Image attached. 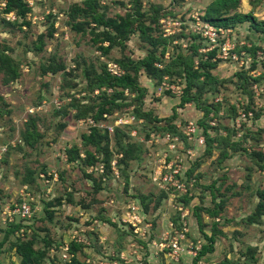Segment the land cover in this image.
Returning a JSON list of instances; mask_svg holds the SVG:
<instances>
[{"label":"rangeland","instance_id":"374dc122","mask_svg":"<svg viewBox=\"0 0 264 264\" xmlns=\"http://www.w3.org/2000/svg\"><path fill=\"white\" fill-rule=\"evenodd\" d=\"M23 1L30 9L24 17H19L14 11L4 13L6 1L0 0V46L12 57L18 72L17 78L10 80L4 68L0 69V264H21L22 257L13 247L28 239L42 254L33 264H68L67 245L71 253V249H75V257L83 264H192L193 256L189 253L181 255L178 261L165 256L166 250L163 255L160 252L155 255L158 250L153 242L163 237L166 243L164 237L179 236L187 246L196 243L199 248L202 243H208L203 231L199 230L203 224L196 222L192 210L199 203L198 198L203 199V206L212 205L211 195L203 192V186L211 184L221 185L220 192L227 202L222 222H217L224 228L223 234L215 239L213 249L199 264L225 261L264 264V223L246 222V216L261 199L258 191H264V168L258 166L257 157H252L254 151L260 149L264 156V65L258 63L256 67L254 64L259 71L251 74L245 70V78L243 75L239 79L237 73L241 67L238 63L210 58L208 44L194 35L196 23L201 21L212 0ZM250 1L254 0H240L238 12L263 20L264 0L257 2L255 8ZM76 5L81 10L71 19L69 13ZM127 15H131L133 26L148 27L147 32L141 34L137 27L126 40H121L122 43L118 39V44L104 51L102 47L109 42L102 41V33L105 30L113 33V30L97 24L93 18ZM74 23L77 25H72ZM228 27L232 40L251 47L253 56L263 49L264 29L255 30L248 20ZM148 34L165 39L159 47H166L163 59L171 65L172 74L163 76L159 83L144 72L138 74L140 85L146 89V109H153L159 117L171 115L189 81H198L190 93L201 96L196 104L188 102L177 107L182 126L186 120L199 119L207 102L215 103L217 98L223 101L218 113L213 115L217 125L211 134L223 135L226 142L214 145L210 154L202 146L191 145L190 148L192 158H203V164L197 166L198 186L188 191V197L193 194L189 205L179 200L183 195L179 191L171 193L170 190L171 194L162 197V190L150 179L151 170L163 160L160 155L167 151L179 155L173 159L183 170L190 164L192 158L188 156L191 155L183 149L172 151L167 139L149 137V143L145 144L147 150L143 148L140 159L128 161L122 172L117 169L115 176L103 179L102 183L98 182L99 170L89 172L90 168L81 163L86 150L98 156L105 155L103 150H97L92 144L84 145L82 141V135L88 133L90 127L84 116L78 115L102 102L98 90L91 88L82 70L91 64L100 69L126 56L144 57L152 49L144 39ZM213 60L219 61L211 70L217 80L216 89L209 81L203 82L204 76L197 78L185 72L189 65L200 70L202 62ZM248 60L247 65L250 64ZM59 64H63L62 70L56 73L49 70ZM131 109L123 107L110 118L95 122L101 129L108 128L111 137L108 148L113 150L115 157L118 156L116 139L119 137L112 135L113 126L119 119L136 125ZM256 115L259 116L257 120L254 119ZM140 134L144 136V128ZM133 137L142 139L139 134ZM233 141H240L239 149H234ZM190 143L195 142L191 140ZM100 145L102 148L104 141ZM67 151L79 159L68 162ZM223 151L227 153L225 157H222ZM182 176H185L183 172ZM24 192H28L26 198L33 202L30 203L32 213L28 218L13 215L14 221L27 225L17 233L14 228L6 227L10 221L4 213L6 207L21 202ZM133 194L141 199V213L145 215L144 221L150 223L146 239L139 238L119 220L126 205L134 200L129 199ZM84 205L92 208V218L82 214ZM199 214L202 221H206L205 233L210 234L213 220L204 213ZM187 249L190 251L189 246Z\"/></svg>","mask_w":264,"mask_h":264},{"label":"trees","instance_id":"16d2710c","mask_svg":"<svg viewBox=\"0 0 264 264\" xmlns=\"http://www.w3.org/2000/svg\"><path fill=\"white\" fill-rule=\"evenodd\" d=\"M5 7L3 9L4 13H8L11 11H14L19 17H24L26 13L29 11L30 7L27 5V3L23 0H5ZM240 0H212L210 4L206 7L204 10V14L201 17L202 23L212 24L217 27H220L222 29H227L230 27L236 26L238 23H242L246 20L250 21L253 28L257 31H262L264 29V19L263 20H257L255 17H253L252 14H245L241 15L237 8L239 5ZM257 2H261V0H254L250 1V4L252 5V8H255L257 5ZM81 10L78 5L74 7L72 11L69 13V17L71 19H74L75 14L77 11ZM231 11V12H230ZM233 11V12H232ZM97 24L104 26L105 28H111L113 30V33L105 30L102 34H104V37L102 41H108L109 45L102 47L104 51H108L110 46L113 44H118V39L120 40V43H122L121 40H126L128 36L135 30L138 29L141 34H145L147 32L148 27H143L140 24H137L133 26V20L131 18V15H127L126 17H119V18H112L108 17L104 19L101 17H94L93 18ZM72 25H77V23H74ZM138 27V28H137ZM264 31V30H263ZM196 37H199V39H202V36L200 32L195 33ZM145 40H147L150 45L152 46L151 50L144 56L138 59H133L130 57H124V59H115L117 64L119 65L122 72L120 74L112 73L109 70V63L104 64L100 66V69H96L93 64L90 65V67H86L82 70L83 76L88 80L91 88L97 89L98 94H100V97L102 98V102L97 107L89 106L87 109H84L79 115L84 116V119L87 120L88 118H92L95 122H98L99 120H105L107 118H110L114 112L118 109H122L123 107H132L130 110V113L134 116L136 120H142L141 123H136L134 125L131 124H121L113 127L112 135L114 137H119V140L116 139L118 142V148L116 147L117 155L115 157V154H113V150L108 148V144L110 141V132L108 131V128L101 129V127L94 125L90 126V130L88 133H84L82 135V141L84 145L92 144L96 146L97 150H103L105 153L104 156H98L96 154H93L91 151L86 150V155L81 159V163L83 166L88 168L89 166L96 165L98 163H102L104 165V172L100 173L98 175V182L102 183L103 179H106L107 177H112L114 175V171L112 170V161L116 160V168L119 170L124 169L126 167L128 161L140 159V155L142 152L147 150L146 142L149 137H151V133H160L162 136H165L166 133L170 134L172 137H177L176 142V148L179 147V145L183 146V151L187 150L188 148H191V145H195L198 147H203L204 150H207V153L210 154L213 149H215L214 145L219 146L221 143L226 142V140L223 138V135L215 133V135L211 134V130H215V127L217 125V121H215V117L213 116L214 113H218V108L220 105L223 104L222 99H218L215 103L207 102L203 107L205 109L201 110L202 113L199 119H193V120H186L183 126L188 121H194L198 127V133L202 134L205 138V142L203 145H199L196 142L191 144L190 141L184 136L182 133V125L179 123V115L177 107H183L188 102H193L196 104L197 101H199L201 95H192L190 93V90L196 86V82L198 81H189L186 86L184 87V94L179 98L178 105L176 109L173 111V113L169 116L159 117L156 115V112L153 109H146L145 108V95H146V89L145 87H142L139 83L138 74L140 72H144L146 75H148L151 79H153L156 83H159L163 76L172 74L170 69L171 65L168 66V63L164 62L163 56L166 51V47L160 49L159 45L161 42H163L165 39H162L161 37H154L150 34L144 36ZM229 37L231 38V34L229 33ZM163 40V41H162ZM158 47L160 49L158 51ZM40 48V47H39ZM242 48V49H241ZM260 47L259 49H261ZM251 47H247L246 44H237L236 43V51L240 53L242 50L248 51L249 54L253 57V61L250 62L248 66L241 67V70L238 71L237 76L240 79L241 76L245 75V70L251 72V70L255 67H253L254 64H256V67H258L256 60L254 59L256 57L252 55V52L250 51ZM216 48L210 50V58L215 56L216 54ZM180 57V56H179ZM210 60V59H209ZM220 60V59H218ZM218 60L208 61L201 64V69H192V66H188L185 68V72H188L189 75L193 77H201L204 76V81H209L213 85V89H216V79L212 75L211 70L214 69L218 65ZM188 62V61H187ZM4 68L5 72H7L10 76V80H13L17 78L18 72L16 67L13 64L12 57L7 53V51L4 50L3 47L0 46V69ZM64 68L63 64L57 65V67L53 68L50 67L49 70L51 72H58L59 70H62ZM173 69V68H172ZM203 69V70H202ZM263 73V72H262ZM261 74V73H260ZM256 80V79H255ZM215 83V84H213ZM203 89V87H202ZM211 89H208V91ZM198 92V91H197ZM200 93V92H198ZM203 93V92H202ZM196 99V100H195ZM225 103V102H224ZM215 106V107H214ZM96 111L93 113L86 115L88 112H91L96 108ZM217 107V108H216ZM182 109V108H181ZM103 114H107L108 117H104ZM86 116V117H85ZM259 118L258 115L254 116V119L257 120ZM210 122H214V124H210ZM145 130L144 136H141L140 130ZM132 129L137 130V134H139L140 137L143 138L144 141H140V138L133 137L130 135V131ZM142 133V132H141ZM244 138V137H243ZM120 140H122L120 142ZM240 140V139H237ZM242 140V139H241ZM104 141V145L101 148L100 143ZM235 143H232L234 146V149H239L240 147V141H233ZM238 142V143H236ZM117 144V143H116ZM236 146V148H235ZM144 148V149H143ZM75 155L78 156L79 152L75 148ZM224 150V149H223ZM261 150V149H260ZM254 151L252 154V157H257L258 166L260 168H264V162L263 161V151L261 150ZM181 151V150H179ZM262 152V153H261ZM226 152H222V157H225ZM68 155V162L75 161L79 159V157H74L72 154H70L69 151H67ZM81 155V154H80ZM114 155V156H113ZM115 157V158H114ZM201 157L199 158H192L190 159L189 166L183 170L184 177L182 176V172L180 174V181L185 184L187 187V193L180 196L179 200L183 202L185 205H189L192 201L191 196L188 197V191H191V187L195 188L197 185V181L199 180V167L198 164L202 163ZM227 159V158H225ZM205 160V159H204ZM220 161V159H219ZM196 162V163H195ZM117 170V171H118ZM153 169L151 170L152 173ZM44 173V172H43ZM150 173V174H151ZM115 176V175H114ZM120 177V176H119ZM116 176V178H119ZM216 186V187H215ZM200 188V187H199ZM204 193H209L212 198V205H209L208 207H205L202 205L203 199L201 198L198 204H195L194 210H192V215H195V220L200 225L203 224L202 227H200L199 230L203 231L204 238L208 240V243H202L201 246L198 248L197 244L193 243V248L196 249V255L192 258V264H199L200 259L206 256L212 250L213 244L215 243V239L217 238L218 234H223V231L221 228H219L220 220H217L218 217L222 218V211L224 210V207L226 205V200L223 192H220L221 185H205L203 186ZM216 189V190H215ZM162 197H166L168 194V191L162 190ZM258 195L260 196V200L256 203L255 208L252 213H249L246 216V222L248 224H263L264 219V191L259 190ZM219 197L217 200L216 198ZM54 198V197H52ZM134 199L140 206L141 212L142 201L139 197L136 195H130L129 199ZM194 199V198H193ZM199 199V198H198ZM43 200H51L50 199H43ZM70 202V201H69ZM84 208H88V205H84ZM204 213L208 218L213 220V223L211 225V233L207 234L204 231V223L205 220L202 221L200 214ZM142 215L145 218L144 213ZM179 219V218H178ZM225 219V218H224ZM178 221V220H177ZM203 222V223H202ZM27 225H24L22 221H11L9 222L6 227L14 228L15 232H19L21 228L26 227ZM23 230V229H22ZM26 230V229H25ZM8 236L7 231L4 234V238ZM33 241L32 240H25L22 241L18 246H14L13 249L16 250V253L18 255H21V264H33V261H37L41 257V253L36 251L33 248ZM72 246L75 247V244L73 243ZM80 247V246H79ZM78 248V247H77ZM75 249H71L72 253L70 252V249L68 247V251L71 253L69 258L68 264H83L78 257H75V254L73 252ZM43 253V251H41ZM88 264V263H84ZM222 264H230V262L225 261Z\"/></svg>","mask_w":264,"mask_h":264},{"label":"built area","instance_id":"2783aa9c","mask_svg":"<svg viewBox=\"0 0 264 264\" xmlns=\"http://www.w3.org/2000/svg\"><path fill=\"white\" fill-rule=\"evenodd\" d=\"M195 26H196L197 32H200L202 38L208 44L207 50L210 51L214 48L217 49L214 58L220 59L225 62L231 61V62L238 63L240 67L248 66L246 64L247 59H249L250 62L253 61V57L249 54L248 51L242 50L240 53L236 51V43L232 40V38L229 37L230 29L229 30L222 29L212 24L202 23L201 21H198ZM254 59L256 60L257 65L258 63L264 65V47L262 50L257 51V55ZM108 67L112 73L120 74L122 72V70L120 69L117 63L111 62L110 65H108ZM256 71H257V68H253L251 70V74L255 73ZM263 72H264V69H263ZM116 113L117 112H114V114ZM103 116L108 117L107 114H103ZM131 116H132V119L135 120V123H141L142 121L141 119L136 120L133 115ZM120 120L121 119H119V123L115 124V126L128 123V122H123V120L121 121ZM85 121L88 122L89 127L94 126L96 124L92 118H88ZM198 130L199 129L194 121H188L182 127V133L189 141L193 140L197 144L203 145L205 142V138L202 134L198 133ZM156 134H159V133H151V136H154L156 139H159V138L167 139V141L170 142L169 148H171L172 151L174 148H176V142L178 139L176 136L172 137L170 134L166 133L165 136L163 137L161 135H156ZM130 135L136 136L137 130L136 129L131 130ZM140 141H144L143 138L140 139ZM145 142L147 143L148 140ZM177 149L179 152V150L183 149V146L179 145ZM169 152L170 151H167L164 154L162 153L160 155V158L163 157V160H160L161 163L158 162L157 166L153 168V171L150 174V179L153 183L158 185V187L161 190L164 189L165 191H168V193L170 190L173 191L171 193H174V191H179L181 194L184 195L187 193V187L185 186L183 182L180 181V177H179L183 168L181 167L180 163L177 162L176 159L175 160L173 159L174 157L178 158L179 155L175 154V151L170 152V153ZM185 152L186 154L191 155L190 148L185 150ZM192 155L188 156V158L189 159L192 158ZM89 168H90L89 172H92L93 170H99L100 173L104 172V165L102 163L89 166ZM112 170L114 171L115 174H117L115 159L112 161ZM51 174L52 176H57V174L49 173V175ZM40 175H42V173ZM24 194L25 195L23 196V199H21V202L15 203L13 207L11 208L9 207L5 208L6 213L4 214L9 216L10 222L15 220V218H13V215H17L20 218L30 217L32 213V210H31L32 204L30 205V203H33V202H31L29 198H26V194L29 195L28 192H24ZM172 195L175 196L176 194H172ZM124 211L125 212L121 214L119 220L123 223H126L128 227L132 229L134 234H137L138 236H140L139 238L146 239L147 230H150L149 229L150 223L144 221V216L141 213L139 204L135 200H132L130 203L126 205ZM182 236L183 235H181V237ZM148 238L149 239L151 238L150 234L148 235ZM164 240H167V242L166 243L163 242V237L160 241L156 243L153 242V244L155 245L154 248L158 250V251H155L154 253L155 255H157L158 252L162 253L163 255V250H166L164 255L168 256L170 260H174V261H178V259H180L181 255L183 254L189 253V255H192V256L196 255V249L192 247L193 244L191 246L188 245L190 248V251H189L187 249L188 246L184 245L180 241L179 236H170V237L166 236L164 237ZM79 241L83 242V240H79ZM65 250L68 252V245L65 247ZM70 255L71 254L68 252L67 254L68 259L70 258Z\"/></svg>","mask_w":264,"mask_h":264},{"label":"crops","instance_id":"0c3cea01","mask_svg":"<svg viewBox=\"0 0 264 264\" xmlns=\"http://www.w3.org/2000/svg\"><path fill=\"white\" fill-rule=\"evenodd\" d=\"M198 202L200 201V199H198L197 200ZM66 202V201H65ZM66 204L67 205H69V206H72V204H70V203H67L66 202ZM81 209H83V211H82V214L84 213V215L86 216L85 218H92V217H90V212H92V208H90V207H88V208H81ZM222 215H223V213H222ZM119 217H120V215H119ZM224 218H226V217H224ZM93 220H95V221H97L98 219H93ZM217 220H222V218L221 217H218L217 218ZM220 222H222V221H220ZM220 224V223H219ZM224 226V225H223ZM223 226H219V228H224ZM223 231V230H222ZM206 232V231H205ZM210 233H211V230H210ZM207 234H209V233H207ZM99 236V238H102V236L100 235V234H98ZM217 240V239H216ZM215 244H216V242H215Z\"/></svg>","mask_w":264,"mask_h":264}]
</instances>
